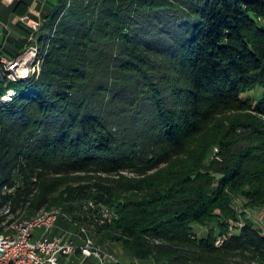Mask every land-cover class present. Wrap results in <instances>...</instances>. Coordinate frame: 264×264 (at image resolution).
<instances>
[{"label": "trees", "instance_id": "1", "mask_svg": "<svg viewBox=\"0 0 264 264\" xmlns=\"http://www.w3.org/2000/svg\"><path fill=\"white\" fill-rule=\"evenodd\" d=\"M35 33L40 70L0 82V208L144 264H264L240 213L264 209V0H60Z\"/></svg>", "mask_w": 264, "mask_h": 264}, {"label": "built area", "instance_id": "2", "mask_svg": "<svg viewBox=\"0 0 264 264\" xmlns=\"http://www.w3.org/2000/svg\"><path fill=\"white\" fill-rule=\"evenodd\" d=\"M15 0H8L13 3ZM24 21L30 25L34 31L38 32L41 22H37L30 17H25ZM40 48L35 41L33 45L20 55L16 60L0 59V82L4 75L10 81L17 82L20 79L28 78V75H22L20 68L27 65L28 60L34 64L36 69L40 70ZM15 95L10 90L8 95L3 97L9 100ZM85 208H97L102 214L101 224L112 223L118 218V215L104 206H97L94 202L85 205ZM0 214L5 215L7 219L0 224V264H72L70 258L80 254L82 257L97 259V264L119 263L118 258L106 252L101 246L97 245L90 236V230L80 227L81 235L84 236L82 244H77L74 240H66L62 236H51V230L56 226L60 219L65 220L66 214L60 210L41 211L33 218L24 220H15L8 226V218L13 216L11 206L8 204L0 208ZM5 226L4 228L2 227ZM42 230L43 234L36 235V230ZM224 240L219 239L217 245H221Z\"/></svg>", "mask_w": 264, "mask_h": 264}, {"label": "crops", "instance_id": "3", "mask_svg": "<svg viewBox=\"0 0 264 264\" xmlns=\"http://www.w3.org/2000/svg\"><path fill=\"white\" fill-rule=\"evenodd\" d=\"M59 5L60 0H15L13 3L0 0V59H13L23 53L32 40L37 42L39 33H35L34 29L24 21L25 17L44 24L56 13ZM72 226L69 222L60 219L50 235L62 236L66 240H74L77 244H82L84 236L82 237L78 228L74 230ZM77 259L73 256L70 261L73 264Z\"/></svg>", "mask_w": 264, "mask_h": 264}, {"label": "rangeland", "instance_id": "4", "mask_svg": "<svg viewBox=\"0 0 264 264\" xmlns=\"http://www.w3.org/2000/svg\"><path fill=\"white\" fill-rule=\"evenodd\" d=\"M31 60H28L27 65L22 66L20 68L21 74L22 75H28V77L34 75L35 73H37V68L34 69L35 65L30 63ZM249 95L258 97L257 94L255 93H250ZM12 193V191L10 192ZM51 210H60L61 212H63L61 209L58 208H53ZM44 211H50V210H44ZM246 214L247 216L253 218L257 224L259 225V227L263 230L264 232V209L258 210V211H254V210H240V213ZM5 218V215H1L0 214V218ZM28 217L25 215V213H22V211H18L17 213H15L13 216L8 218V223L5 226H8L11 222L15 221V220H24L27 219ZM7 219V218H5ZM244 219L245 216H241L240 221L236 222V228L237 227H242L244 224ZM66 222H68L69 220L65 219ZM70 224H72L73 229L77 230L80 232L81 228L77 227L76 224H73L71 222H69ZM1 224V223H0ZM5 226L2 225V227L4 228ZM233 231V229L230 230V232ZM77 232V231H76ZM233 232H237V230L234 229ZM36 235H42L43 231L42 230H36ZM90 236L93 238V240L96 242L97 245L101 246L103 250H105L108 253H111L113 255H115L118 260L120 262H123L124 264H144L138 260H135L133 258H131L124 250V248L122 247L121 244L119 243H110L109 241H105L102 238H100L99 236H97L95 234L94 231H90ZM70 237H73V235H70ZM220 239H225L224 237H221ZM77 261L73 264H96L97 263V259L95 257H91V258H86V257H81L80 254H78L76 256Z\"/></svg>", "mask_w": 264, "mask_h": 264}, {"label": "water", "instance_id": "5", "mask_svg": "<svg viewBox=\"0 0 264 264\" xmlns=\"http://www.w3.org/2000/svg\"><path fill=\"white\" fill-rule=\"evenodd\" d=\"M34 42H35V41L32 40L29 46L33 45ZM29 46H28V47H29ZM28 47H27V49H28ZM27 49H26V50H27ZM26 50H25V51H26ZM25 51H24V52H25ZM24 52H23V53H24ZM23 53H21L20 55H22ZM20 55H19V56H20ZM19 56H17L16 58H13L12 60H16Z\"/></svg>", "mask_w": 264, "mask_h": 264}]
</instances>
